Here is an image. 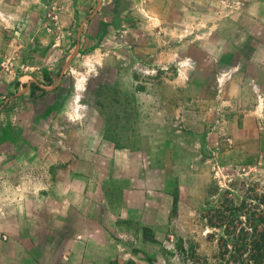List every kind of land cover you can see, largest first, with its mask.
<instances>
[{"label":"rangeland","instance_id":"374dc122","mask_svg":"<svg viewBox=\"0 0 264 264\" xmlns=\"http://www.w3.org/2000/svg\"><path fill=\"white\" fill-rule=\"evenodd\" d=\"M197 2V22L99 27V49L51 86L0 62L1 205L37 194L54 166L110 211L102 258L213 262L222 229L207 218L264 189V22L241 15L255 0Z\"/></svg>","mask_w":264,"mask_h":264},{"label":"crops","instance_id":"0c3cea01","mask_svg":"<svg viewBox=\"0 0 264 264\" xmlns=\"http://www.w3.org/2000/svg\"><path fill=\"white\" fill-rule=\"evenodd\" d=\"M49 2L56 21L43 17ZM199 10L197 0H0V62L10 61L6 68L20 77L41 75L51 86L50 75L63 73L75 53L99 49V27L115 34L129 22H197ZM241 15L264 22V0H255L253 14L243 7ZM46 177L37 194L24 189L14 202L0 203V235L7 237L0 240V264H120L102 258L108 245L100 218L110 211L96 201V191L88 194L80 179L73 188L68 179L56 180L54 166Z\"/></svg>","mask_w":264,"mask_h":264},{"label":"trees","instance_id":"16d2710c","mask_svg":"<svg viewBox=\"0 0 264 264\" xmlns=\"http://www.w3.org/2000/svg\"><path fill=\"white\" fill-rule=\"evenodd\" d=\"M252 197L257 206L244 204L242 210L231 207L228 215L207 218L209 226L222 229L218 251L213 262L201 259L194 264H264V189ZM252 207L258 211L253 212Z\"/></svg>","mask_w":264,"mask_h":264},{"label":"built area","instance_id":"2783aa9c","mask_svg":"<svg viewBox=\"0 0 264 264\" xmlns=\"http://www.w3.org/2000/svg\"><path fill=\"white\" fill-rule=\"evenodd\" d=\"M51 2L44 5L45 11H44L43 17L46 20L56 21L58 19L59 13H57L55 8L52 7Z\"/></svg>","mask_w":264,"mask_h":264}]
</instances>
